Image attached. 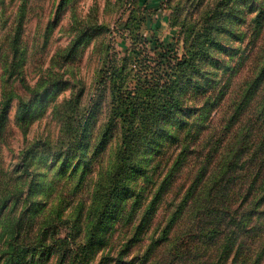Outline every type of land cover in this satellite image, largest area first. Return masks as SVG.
<instances>
[{
	"label": "trees",
	"instance_id": "16d2710c",
	"mask_svg": "<svg viewBox=\"0 0 264 264\" xmlns=\"http://www.w3.org/2000/svg\"><path fill=\"white\" fill-rule=\"evenodd\" d=\"M168 2L181 49L134 40L101 70L88 115L54 106L55 144H27L10 168L0 158V264H264V0ZM47 86L18 98L23 135L57 83ZM0 97L1 150L13 93ZM97 165L88 208L77 200L63 237L67 200L38 197L69 169L81 188ZM163 203L159 234L127 260ZM105 249L117 251L97 260Z\"/></svg>",
	"mask_w": 264,
	"mask_h": 264
},
{
	"label": "rangeland",
	"instance_id": "374dc122",
	"mask_svg": "<svg viewBox=\"0 0 264 264\" xmlns=\"http://www.w3.org/2000/svg\"><path fill=\"white\" fill-rule=\"evenodd\" d=\"M86 38L87 43L75 49L76 42ZM134 40L139 41L142 49L144 44L152 48L155 40L181 49L179 27L174 23L168 0H0V96L3 88L13 93L9 131L0 150L1 164L13 167L26 145L36 140L52 144L58 141L59 123L58 115L52 113L54 106L62 110L75 104V119L88 115L102 91L98 83L101 70L111 58L119 60ZM149 52L153 54L152 49ZM43 81H47L48 92L57 83L55 92L44 99L46 109L36 113L23 135L14 122L18 98L29 99L31 90L40 91L39 83ZM42 95L40 91L39 96ZM104 106L103 103L97 109V125L104 117ZM97 167L93 168L92 179L81 188H77L78 177H68L69 169L56 181L52 195L38 197L54 204L67 200L61 214L64 220L59 229L61 236L72 233L71 219L79 198L84 199L82 206L86 212L93 189L91 182L98 176ZM35 170L42 173L45 168L36 166ZM53 173L57 174L56 169ZM76 188L77 193L71 197ZM164 205L150 230L144 231L138 244L132 246L127 260L143 252L153 231L154 236L159 234L168 212ZM116 251L105 249L98 253L97 260L108 253L115 255Z\"/></svg>",
	"mask_w": 264,
	"mask_h": 264
}]
</instances>
